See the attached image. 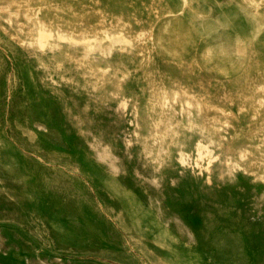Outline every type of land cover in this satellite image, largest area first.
<instances>
[{
    "label": "rangeland",
    "instance_id": "rangeland-1",
    "mask_svg": "<svg viewBox=\"0 0 264 264\" xmlns=\"http://www.w3.org/2000/svg\"><path fill=\"white\" fill-rule=\"evenodd\" d=\"M0 264H264V0H0Z\"/></svg>",
    "mask_w": 264,
    "mask_h": 264
},
{
    "label": "bare ground",
    "instance_id": "bare-ground-1",
    "mask_svg": "<svg viewBox=\"0 0 264 264\" xmlns=\"http://www.w3.org/2000/svg\"><path fill=\"white\" fill-rule=\"evenodd\" d=\"M89 48V47H88ZM164 102V101H163ZM165 103V102H164ZM165 105V104H164ZM96 143H98V142H96ZM96 145H99V144H96ZM104 148V147H103ZM104 152V151H103ZM99 153V152H98ZM180 154V153H179ZM109 161H111L112 162V160H109ZM181 162V161H180ZM190 162V161H189ZM186 163V162H185ZM115 167V166H114Z\"/></svg>",
    "mask_w": 264,
    "mask_h": 264
}]
</instances>
